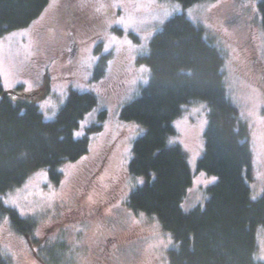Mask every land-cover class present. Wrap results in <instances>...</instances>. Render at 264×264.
I'll list each match as a JSON object with an SVG mask.
<instances>
[{
  "label": "rangeland",
  "instance_id": "1",
  "mask_svg": "<svg viewBox=\"0 0 264 264\" xmlns=\"http://www.w3.org/2000/svg\"><path fill=\"white\" fill-rule=\"evenodd\" d=\"M69 1L74 25L67 22ZM257 2L204 0L184 9L163 0H49L30 25L0 37V81L10 101L36 107L51 122L70 91L94 95L98 105L82 119L75 138L106 112L101 130L89 135L88 153L60 167L58 184L41 170L1 196L21 218H36L37 226L33 243L1 222L0 256L9 264H43L38 247L64 241L65 257L76 264H168L169 250L177 247L171 235L154 216L127 206L130 192L143 183L128 173V164L144 128L123 122L119 114L148 82V67L139 58L147 56L165 23L181 13L225 56L228 95L248 129L247 182L250 199L257 200L264 191V31ZM105 57V74L95 79ZM206 125L205 103L184 105L165 144L186 156L192 177L181 206L186 212L203 208L208 188L217 182L197 168ZM255 239V259L264 261V227L255 229Z\"/></svg>",
  "mask_w": 264,
  "mask_h": 264
},
{
  "label": "trees",
  "instance_id": "2",
  "mask_svg": "<svg viewBox=\"0 0 264 264\" xmlns=\"http://www.w3.org/2000/svg\"><path fill=\"white\" fill-rule=\"evenodd\" d=\"M163 1L185 9L204 0ZM48 3L0 0V37L26 28ZM256 7L264 31V0H258ZM105 60L98 62L95 79L104 76ZM138 62L148 67V82L119 114L123 122L144 128L133 143L128 164V173L142 177L143 183L130 192L128 208L154 216L171 235L177 247L169 250L168 264H264L255 259V229L264 227V191L257 200L250 199L248 129L228 95L223 52L206 38L202 27L181 13L153 36L147 56ZM3 93L0 81V223L7 221L15 234L35 243L37 219L21 218L2 203L1 196L41 170L58 184L60 167L88 153L89 135L101 130L106 112H99V124L75 138L82 119L98 105L94 95L70 91L55 119L46 122L36 107L13 103ZM192 102L207 106L204 150L197 168L217 177V182L208 188L203 208L186 212L181 206L192 178L186 156L165 144L174 134L172 122ZM67 248L62 241L38 247L37 255L43 264H76L65 257ZM0 264L9 262L0 256Z\"/></svg>",
  "mask_w": 264,
  "mask_h": 264
},
{
  "label": "flooded vegetation",
  "instance_id": "3",
  "mask_svg": "<svg viewBox=\"0 0 264 264\" xmlns=\"http://www.w3.org/2000/svg\"><path fill=\"white\" fill-rule=\"evenodd\" d=\"M71 4L72 3L69 1L68 4L66 5V10H67V12H68V14L70 16V18L67 20V22L70 23L71 25H74L76 19H75V17L71 13V9H70V6H69Z\"/></svg>",
  "mask_w": 264,
  "mask_h": 264
},
{
  "label": "snow or ice",
  "instance_id": "4",
  "mask_svg": "<svg viewBox=\"0 0 264 264\" xmlns=\"http://www.w3.org/2000/svg\"><path fill=\"white\" fill-rule=\"evenodd\" d=\"M122 22H123V21H118V23H122ZM144 70L146 71V69H144ZM76 135H77V136H79V135H80V133H79V132H77V133H76ZM140 183H142V181H140ZM89 199H91V197H89Z\"/></svg>",
  "mask_w": 264,
  "mask_h": 264
}]
</instances>
